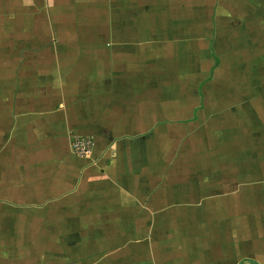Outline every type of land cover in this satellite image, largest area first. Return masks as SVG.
<instances>
[{
	"label": "crops",
	"instance_id": "crops-1",
	"mask_svg": "<svg viewBox=\"0 0 264 264\" xmlns=\"http://www.w3.org/2000/svg\"><path fill=\"white\" fill-rule=\"evenodd\" d=\"M0 264H264V0H0Z\"/></svg>",
	"mask_w": 264,
	"mask_h": 264
},
{
	"label": "built area",
	"instance_id": "built-area-1",
	"mask_svg": "<svg viewBox=\"0 0 264 264\" xmlns=\"http://www.w3.org/2000/svg\"><path fill=\"white\" fill-rule=\"evenodd\" d=\"M94 148L93 142L88 138H76L71 143L73 154L80 158H88Z\"/></svg>",
	"mask_w": 264,
	"mask_h": 264
},
{
	"label": "rangeland",
	"instance_id": "rangeland-1",
	"mask_svg": "<svg viewBox=\"0 0 264 264\" xmlns=\"http://www.w3.org/2000/svg\"><path fill=\"white\" fill-rule=\"evenodd\" d=\"M212 40H213V38H212ZM212 40H211V41H212ZM213 41H214V40H213ZM230 43H231V45H230V47H229V48H230V51H229V50L226 51L227 49L223 51V50L221 49V47H219V46L217 47V46H216L218 43L211 42V44H213L214 46H216V47H214V50L217 49V51L219 52V55H218V56H220V57H221V56H223V57H224V56H225V57H230L232 52H235V53H237V56H240V55L243 54L242 51L245 52V50H244L243 47H242V46H243L242 43H240V44H241L240 47H241L243 50H242L240 47H231V46H232V42H230ZM226 48H227V46H226ZM222 51H223V52H222ZM223 57H222V58H223ZM236 61H237V60H236ZM221 63H222V62H220V64H221ZM234 66H235V63H231V67H234Z\"/></svg>",
	"mask_w": 264,
	"mask_h": 264
}]
</instances>
